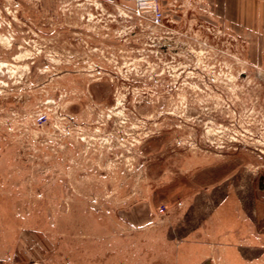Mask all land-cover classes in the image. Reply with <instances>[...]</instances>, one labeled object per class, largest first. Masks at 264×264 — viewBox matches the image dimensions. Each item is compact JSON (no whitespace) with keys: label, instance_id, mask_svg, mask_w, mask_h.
<instances>
[{"label":"rangeland","instance_id":"obj_1","mask_svg":"<svg viewBox=\"0 0 264 264\" xmlns=\"http://www.w3.org/2000/svg\"><path fill=\"white\" fill-rule=\"evenodd\" d=\"M162 6L0 0V264H172L198 214L261 199L258 38Z\"/></svg>","mask_w":264,"mask_h":264},{"label":"crops","instance_id":"obj_2","mask_svg":"<svg viewBox=\"0 0 264 264\" xmlns=\"http://www.w3.org/2000/svg\"><path fill=\"white\" fill-rule=\"evenodd\" d=\"M175 2L176 0H168ZM162 2V0H161ZM198 4L244 37H256L264 51V0H177ZM263 186V187H262ZM252 210L237 198L188 222L182 237H173L172 264H264V184ZM240 206V207H239ZM188 212L195 206L188 205ZM197 211L199 209L197 208ZM200 212V211H199ZM249 212V213H248Z\"/></svg>","mask_w":264,"mask_h":264},{"label":"built area","instance_id":"obj_3","mask_svg":"<svg viewBox=\"0 0 264 264\" xmlns=\"http://www.w3.org/2000/svg\"><path fill=\"white\" fill-rule=\"evenodd\" d=\"M135 6V13L140 16L148 15L155 25L164 19L161 0H126Z\"/></svg>","mask_w":264,"mask_h":264},{"label":"trees","instance_id":"obj_4","mask_svg":"<svg viewBox=\"0 0 264 264\" xmlns=\"http://www.w3.org/2000/svg\"><path fill=\"white\" fill-rule=\"evenodd\" d=\"M262 187H263V186H262ZM262 187H261V188H262Z\"/></svg>","mask_w":264,"mask_h":264}]
</instances>
